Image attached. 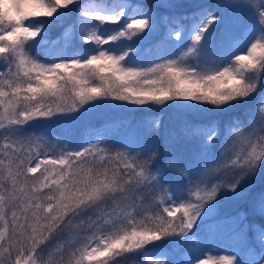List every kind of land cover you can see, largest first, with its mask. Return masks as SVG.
Masks as SVG:
<instances>
[{"label": "snow or ice", "instance_id": "1", "mask_svg": "<svg viewBox=\"0 0 264 264\" xmlns=\"http://www.w3.org/2000/svg\"><path fill=\"white\" fill-rule=\"evenodd\" d=\"M129 258L264 264V0H0V264Z\"/></svg>", "mask_w": 264, "mask_h": 264}, {"label": "rangeland", "instance_id": "2", "mask_svg": "<svg viewBox=\"0 0 264 264\" xmlns=\"http://www.w3.org/2000/svg\"><path fill=\"white\" fill-rule=\"evenodd\" d=\"M213 1H215V0H168V2H175V3H178V4L184 5V6H187V5H190V4H193V3H207V4H211ZM132 2L133 3H139V2L158 3V2H160V0H132ZM177 10L183 11V9H181V8H178ZM156 12L157 13H165V12H167V10L160 8V9H156ZM158 39H159V37H154L153 38V43H155L156 40H158ZM108 111L109 110H107V109H97L96 112L93 114L94 118L92 120H94L97 117H104V115L107 114ZM163 116H164L165 123H168V111L167 110H165V112L163 113ZM169 127H171V125H169ZM222 209H224L223 210L224 212H231L233 208L230 206V204H229V206L225 204L222 207Z\"/></svg>", "mask_w": 264, "mask_h": 264}, {"label": "trees", "instance_id": "3", "mask_svg": "<svg viewBox=\"0 0 264 264\" xmlns=\"http://www.w3.org/2000/svg\"><path fill=\"white\" fill-rule=\"evenodd\" d=\"M215 2H216V0L213 1L211 4H214ZM144 4H146V3L144 2ZM201 4H207V3H201ZM208 5H210V4H208ZM188 11L190 12L191 9H188ZM176 12H177V13H180V12H182V11L176 9ZM171 14H172V13H169V15H171ZM74 15H75V14H73V18H74ZM69 23H71V18H68V19L65 20V24H69ZM60 32H61V29H60L59 27L53 28V29H52V32H51V36H52L53 38H55L57 35H59ZM143 114H144V113H137L136 115L139 116V115H143ZM156 114H159V113H156ZM235 114H236V115H240L241 112H236ZM163 117H164V116H163ZM102 120H103V117H97V118H95L94 120H91V121H92L91 123H92L93 125H98V124L102 123ZM161 132H162V134H163V129L161 130ZM162 147H163V135L161 136V148H162ZM159 162H162V161H159ZM226 205L229 206V204H226ZM230 206H231V205H230ZM223 210H224V209H221L222 214H231V213L233 212V209H232L231 212H224ZM159 246H160V247H167V246H168V242H167V241L162 242ZM136 259H139V258H136ZM130 261H131V258H129V260H125L124 264H130Z\"/></svg>", "mask_w": 264, "mask_h": 264}]
</instances>
